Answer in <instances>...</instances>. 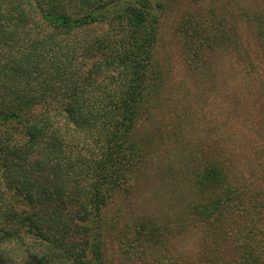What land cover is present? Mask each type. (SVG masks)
Here are the masks:
<instances>
[{"label":"trees","instance_id":"1","mask_svg":"<svg viewBox=\"0 0 264 264\" xmlns=\"http://www.w3.org/2000/svg\"><path fill=\"white\" fill-rule=\"evenodd\" d=\"M240 1L0 0V264H264V138L235 143L264 125V30ZM229 62L250 101L207 110Z\"/></svg>","mask_w":264,"mask_h":264},{"label":"rangeland","instance_id":"2","mask_svg":"<svg viewBox=\"0 0 264 264\" xmlns=\"http://www.w3.org/2000/svg\"><path fill=\"white\" fill-rule=\"evenodd\" d=\"M207 1H211V0H207ZM219 1L223 3H228L233 0H219ZM236 1H238V3L243 4V2L240 0H236ZM253 11L256 13V16L258 18L257 19L258 22L256 23L259 26L261 25L262 27L261 26L260 27L263 28L264 30V0H253ZM240 33L242 35H246L247 28L245 26L241 27ZM161 43L163 44V47H165V55H164L165 59L168 58L172 60L171 62H173L175 66L174 73H173L174 76L172 78L173 82L181 81L182 78H184V76L186 75L192 82H194V80L196 81L197 80L196 77L191 78L189 74H186L187 68L185 67V65H183L184 63L183 58L186 54V50H185L186 47L182 45V42L180 41L179 37L172 33H169L165 35ZM250 51L253 52L254 55L256 54L264 55V36H256L255 38L253 36V45L251 46ZM229 63L224 64L223 71H222V77L224 79L222 81V84H224L225 86L223 87L224 89H221V90L223 91L225 90V88L230 90L229 92H227V95L225 96L224 94L218 91L206 89V93H205L206 101L202 102L201 98L198 99V101L200 103L202 102L201 104H203V106H205L207 110L213 109L215 107L222 109L223 106L226 107L228 105L236 103L237 99L240 101H250L247 98H243V94H241V90L246 89L247 87L245 81L241 80L240 77L238 76L234 77L231 75V73H233L234 71L239 70L240 66L236 67L231 62ZM248 91L253 92V87L249 86ZM234 95H236V97ZM206 113H209V112H202L201 114L204 115ZM253 127H254V132L252 130L251 135H249L248 138H246L244 135H241L240 132L237 130V134L241 136L242 140L239 139L235 141V143L239 145L247 144V142L251 140L253 134L254 136L259 137L260 139H263L264 136L262 134L263 133L262 131L264 130V125L261 130L258 129V126L255 124L254 125L252 124V128ZM230 130H234V129L231 127ZM160 153L162 154V156L164 155L163 151H161ZM168 163L170 166H173L174 169H176L179 175L187 173L186 165L184 164V162L182 161L180 157L172 156V162L170 163L168 161ZM180 176L182 177L183 175H180ZM165 184L166 182H164V180L155 179V180H152L146 183L143 186L142 196H144V199H143V204L141 208L139 209L140 213L142 214L151 213L152 214L157 209H161L162 200H163V197L166 191V186H164ZM182 245H187V243H183ZM179 247L181 248L180 245Z\"/></svg>","mask_w":264,"mask_h":264}]
</instances>
